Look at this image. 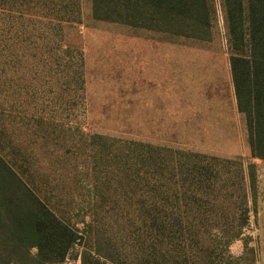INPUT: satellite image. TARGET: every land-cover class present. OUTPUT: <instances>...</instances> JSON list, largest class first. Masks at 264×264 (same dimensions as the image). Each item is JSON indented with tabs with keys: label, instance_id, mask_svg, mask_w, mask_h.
I'll list each match as a JSON object with an SVG mask.
<instances>
[{
	"label": "rangeland",
	"instance_id": "obj_1",
	"mask_svg": "<svg viewBox=\"0 0 264 264\" xmlns=\"http://www.w3.org/2000/svg\"><path fill=\"white\" fill-rule=\"evenodd\" d=\"M209 4L203 41L95 19L91 0H0V155L82 234L64 264H264V161Z\"/></svg>",
	"mask_w": 264,
	"mask_h": 264
},
{
	"label": "trees",
	"instance_id": "obj_2",
	"mask_svg": "<svg viewBox=\"0 0 264 264\" xmlns=\"http://www.w3.org/2000/svg\"><path fill=\"white\" fill-rule=\"evenodd\" d=\"M91 1L98 20L195 40L211 37L209 0ZM221 1L233 51L229 68L237 110L246 120L252 157L264 161V0ZM160 149L145 145V153ZM82 243V234L0 155V264H64ZM79 258L81 264H108L86 250Z\"/></svg>",
	"mask_w": 264,
	"mask_h": 264
}]
</instances>
